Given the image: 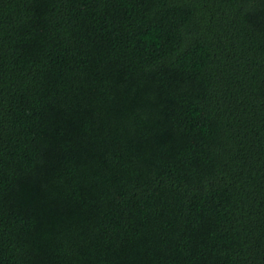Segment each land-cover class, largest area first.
Here are the masks:
<instances>
[{
	"label": "trees",
	"instance_id": "16d2710c",
	"mask_svg": "<svg viewBox=\"0 0 264 264\" xmlns=\"http://www.w3.org/2000/svg\"><path fill=\"white\" fill-rule=\"evenodd\" d=\"M0 264H264V0H0Z\"/></svg>",
	"mask_w": 264,
	"mask_h": 264
}]
</instances>
